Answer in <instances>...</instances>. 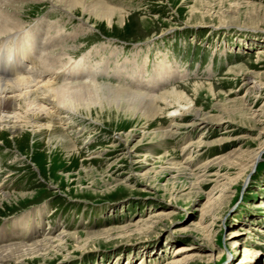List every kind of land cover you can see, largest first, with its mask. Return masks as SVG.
I'll list each match as a JSON object with an SVG mask.
<instances>
[{
  "label": "rangeland",
  "instance_id": "rangeland-1",
  "mask_svg": "<svg viewBox=\"0 0 264 264\" xmlns=\"http://www.w3.org/2000/svg\"><path fill=\"white\" fill-rule=\"evenodd\" d=\"M102 2L125 14L113 16L114 29L53 0H0V15L49 38L36 77L48 79L84 56L116 72L136 59L147 76L165 60L184 77H163L153 90L112 74L87 84L145 94L179 88L180 108L167 107L154 119L137 104L102 98L93 117L60 107L53 110L54 129L30 124L19 140L1 132L0 249L91 233L89 241L69 239L63 250L21 264H171L184 253L186 264H264V88L254 89L264 85V0ZM40 19L45 23L37 29ZM42 57L50 60L48 74L38 73ZM137 72L129 70V78ZM55 76L58 86L67 81ZM180 105L219 122L175 130ZM171 130L169 138H143ZM55 140L76 155L57 152L49 144ZM197 171L199 178L192 176ZM19 194L28 196L4 203V196ZM103 230L113 232L97 234Z\"/></svg>",
  "mask_w": 264,
  "mask_h": 264
},
{
  "label": "bare ground",
  "instance_id": "bare-ground-1",
  "mask_svg": "<svg viewBox=\"0 0 264 264\" xmlns=\"http://www.w3.org/2000/svg\"><path fill=\"white\" fill-rule=\"evenodd\" d=\"M53 1L55 3L54 6H59L63 10H66L73 14L77 15L79 12L81 14V11H83L85 13H89L95 19L97 18L105 19L108 22L106 24L112 26V29H114V25L118 23L116 22L113 16H116V14L120 16L122 15L123 17L125 16L124 13L115 11V9L106 6V4L102 2V0H53ZM86 19L89 23H91L94 26L93 24L94 22H92L89 17H86ZM37 21H38L37 27L39 29V26L44 24L45 22L43 23L41 19ZM23 25L24 22L22 19L12 17L11 14H8L7 16L0 15V39L8 36L10 33H12L15 30L21 29ZM32 32L35 31L23 30V32L21 33H23L22 35L23 38L34 39ZM42 51H44V47ZM34 53H36L35 44L30 39L23 40L22 48L17 55H13L8 52H6L3 55L0 50V65L3 66V71L7 70L6 73L10 71L11 74H15V76L12 78H0V133L4 132L5 130H10L12 131L14 136L18 138V140L25 136L26 133L25 130L26 128L30 127V124L34 128L38 127L41 130L42 129L48 130L50 128L54 129L55 127H53L54 125L53 114H55V112L53 110H56L57 108L60 107L69 109L70 112L72 113L80 112L84 115L93 117L92 112L95 111L94 108L102 104L103 102L101 100L102 98L105 99V101L106 100L117 101V99L120 100L122 98V100L124 99V101H126L128 105L132 103L137 104L138 109H140V111H142V113H144L146 117H151L154 119L161 117L163 115V112L167 109V107L173 108L176 105L178 106L176 102L177 99H180V93H182V92L180 93L177 92L179 88L171 89L167 91L164 90V92L162 91L156 94H145L143 93L144 91L140 92L133 89L132 90L112 89L110 87L102 88L96 85L87 84V82L94 81V78L98 74H103L107 76H109V74H112L113 76L116 77L120 76L123 78L125 77L126 80L128 79V82H125V84L127 85L134 86L138 89L140 87L141 88L148 87L147 89L153 90L155 89L154 86H156L159 83V81L162 80L163 77L169 78L171 75L174 78L184 77V74L182 75L181 72L180 73L175 72L176 68L172 69L171 65L165 60H161L158 64H156L155 66L157 67L154 68L153 74L149 76H147L145 63L139 65L138 62H136V59L128 60L126 61L129 62L130 64V67L128 69L133 72L135 70L138 71L137 72L138 75H136L134 78H129L128 76L130 75L129 70L125 69V67L124 70L119 69V72H116L115 69L114 70L108 69V67L102 66L103 68H99L97 64L92 63L89 56H84L76 61H72L71 59H69L68 62L64 64L65 66L63 65L64 68L61 67L60 70L63 71L60 70L58 71V68L56 67L58 72L57 71L53 73L51 72L50 78L45 79L44 77L42 78L41 74H38L37 75L38 77H36L35 74L37 73L33 72L35 69H31L32 54ZM24 59L26 63H24ZM42 59H44L43 61H41L42 69H39L38 73L48 74V72L50 73L51 71L50 66L47 64L48 61L50 60L48 59L46 60V58L43 57ZM60 60L62 59L58 58V61ZM55 62L59 63L57 62V60ZM24 70H26L30 75L25 76L23 72L20 73V71H24ZM66 72L68 73L67 75L65 74ZM55 75L62 76V79H66L67 81L62 83V85L58 86L56 85L57 82H54L57 78ZM76 77L78 78L81 77L83 80H85L86 83L84 81L83 83H76L69 81L71 79L75 80ZM121 86L125 87L124 85ZM263 88L264 85L262 84L254 85V89L257 91V94H262ZM50 105H56V107H54L55 109H51ZM186 107L187 106H181V108L183 109V110L181 109L180 111L181 113L179 112V114H181V117H179L178 119H174L176 121L174 125L176 127L175 130L177 129L179 130L182 127L183 128L197 127L199 124H201V126L205 125V127H208V125L213 122H219V121H211V119L207 118L205 114L202 113L201 110H194V109H190L189 107L186 109ZM187 115H189L190 119L187 118L188 117ZM38 122L41 123L39 124ZM175 130L155 133L152 135L143 134V138L150 140H154L157 138L158 139L169 138L173 134H175L176 132ZM126 138L128 139L129 137L126 136ZM126 141L128 140H125V142ZM202 143H203L202 140L199 142V144L197 143L198 147H200L199 145ZM49 144L52 145L53 147L55 146V150L57 149V152L58 150H62L68 152V154L72 157L76 155V151L71 146L65 143L62 142L60 143L55 140V141H50ZM133 164H139V161H133ZM209 168L210 166L201 168L203 170V174L206 175L207 174L206 172L208 171ZM199 175H201L199 171L192 172V176L195 178L196 177L199 178L200 177ZM26 196L28 195L19 194V195H15L14 197L10 195H6L4 196V198H6L4 203L14 201L18 197L25 198ZM1 200L2 198L0 197V201ZM23 221L25 222L24 219L22 220V222ZM112 232L113 230H108V231L103 230L97 234L110 235ZM91 236H93V234L91 233H84V235H81L80 233L78 234L68 233L66 236L60 235L56 240H52L50 238H44L42 240H38L33 245L15 244L12 246H7L0 249V264L10 263V262H16L21 264L23 262H29L31 258H36V257L42 258L44 256H48L51 251L53 252L54 249L55 252H59L60 250H63V245L65 246L68 245L69 239H71L73 243L75 242L79 244L84 241H89L92 238ZM183 250L185 251L187 249H181L180 251ZM188 257L189 254L184 253L181 255V257L179 256L174 258V261L171 264H186Z\"/></svg>",
  "mask_w": 264,
  "mask_h": 264
}]
</instances>
